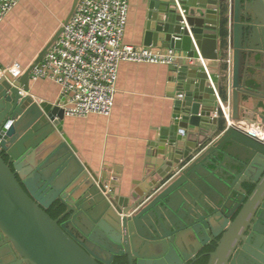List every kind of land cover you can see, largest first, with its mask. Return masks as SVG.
Here are the masks:
<instances>
[{
	"label": "water",
	"instance_id": "1",
	"mask_svg": "<svg viewBox=\"0 0 264 264\" xmlns=\"http://www.w3.org/2000/svg\"><path fill=\"white\" fill-rule=\"evenodd\" d=\"M78 2L26 66L0 64L22 68L16 79L0 77V264H110L117 255L128 264H171L183 257L176 240L185 229L198 245L201 232L220 235L207 264H241L239 248L249 253L239 252L242 262L253 256L264 264V142L224 128L213 114L218 93L230 96L233 120L264 126V33L256 30L264 0H144L142 46L171 48L176 57L165 81L170 117L149 139L145 153L155 159L144 164L142 190L115 165L83 157L59 91L31 92L32 69ZM230 50V70L220 76L214 66L221 70ZM49 208L62 211L53 218ZM215 214L224 222L212 233L207 220ZM191 216L203 228L194 229ZM175 217L180 226L171 229Z\"/></svg>",
	"mask_w": 264,
	"mask_h": 264
},
{
	"label": "crops",
	"instance_id": "2",
	"mask_svg": "<svg viewBox=\"0 0 264 264\" xmlns=\"http://www.w3.org/2000/svg\"><path fill=\"white\" fill-rule=\"evenodd\" d=\"M67 2L70 5L71 0H22L16 5L0 23V64L17 60L26 66L28 61L22 58L24 52L29 50L34 55L46 43L65 17L63 11ZM143 2L129 0L124 43L142 46L139 16ZM260 2L257 1L254 7L257 8ZM256 30L264 33V25L257 26ZM224 31L228 40L229 29ZM228 58H231V50L224 59ZM221 62L222 69L218 66L214 69L223 76L228 65ZM168 73V65L122 62L110 115L67 117L74 130L75 144L83 157L88 161L93 158L98 166L105 161L115 165L122 171L127 185L131 181L135 185L141 183V190L144 164L155 159L145 153L149 139L171 113L172 99L166 96L168 86L165 83ZM31 86V92L40 97L54 98L59 91L56 83L46 79L32 81ZM188 200V205L196 208ZM171 222H177L176 217ZM147 229L151 230L149 226Z\"/></svg>",
	"mask_w": 264,
	"mask_h": 264
},
{
	"label": "built area",
	"instance_id": "3",
	"mask_svg": "<svg viewBox=\"0 0 264 264\" xmlns=\"http://www.w3.org/2000/svg\"><path fill=\"white\" fill-rule=\"evenodd\" d=\"M21 1L0 0V23ZM128 9L129 0H79L61 36L32 69V81L46 79L59 86L66 117L83 118L90 114L109 116L120 63L168 65L174 62V49L136 46L123 42ZM225 62L229 71L231 58L225 59L223 63ZM7 71L16 79L22 68L17 62L8 66L0 65V77ZM216 95L218 110L213 114L223 119L225 128L234 127L264 142L263 124L247 119L233 120L230 96L223 100L218 93Z\"/></svg>",
	"mask_w": 264,
	"mask_h": 264
},
{
	"label": "flooded vegetation",
	"instance_id": "4",
	"mask_svg": "<svg viewBox=\"0 0 264 264\" xmlns=\"http://www.w3.org/2000/svg\"><path fill=\"white\" fill-rule=\"evenodd\" d=\"M52 209L53 208H49L48 211L52 210ZM200 216L202 217L203 220L206 221L205 214L203 212H200ZM218 217H219V214H215V215H212V217L208 218V220H207V223L209 224V227H210L212 233L218 232L222 228V223L224 222L223 221L224 219L220 218L219 220H216V218H218ZM234 217L235 216H233L232 218H234ZM195 218H197V217L195 216ZM195 218H194V216H191V217H188L187 219L189 221L191 220V222H194ZM171 223H172L171 225L168 224L171 229L175 228V226L178 228L180 226V224L177 222H174V223L171 222ZM194 223H196V222H194ZM201 228H203V225L196 223L194 229L200 230ZM166 231H167V229H164L163 233H166ZM183 231H186L187 236L184 235L183 237L182 236L178 237L176 240V243H177V245L179 243V245L181 247L180 248L178 245V248H180L179 250H181V249L183 250V252H181V253H182L184 258L182 256H180L181 262H176V260H174L171 262V264H203L204 261H206L205 264H207L209 254L212 251H214V249L216 248L217 240H219L220 235H218L214 239V238H211V236H209V235L204 236V233L201 232L200 233V235L202 237L201 242H204V244L202 245V243H201L200 245H198V243H197L198 241L195 240V237L192 235L191 231H189L188 229L187 230L185 229ZM151 249H154V248H151ZM241 249L239 248L238 252L237 251L234 252V253H236V256H235L236 263L240 262L241 264H257L258 261H256L255 257H253V256L252 257L250 256V257L256 262H254V261L251 262L248 259V257H244V256H242V258H244V262H242L239 258V252L244 251L248 255H249V253L245 249H242V250ZM151 251H153V250H151ZM158 251L159 250H157V252ZM119 257H123L127 261V258L125 255H117V256H115V258H113V260L110 264H118L117 259H119ZM232 257L230 260H232ZM170 259L171 258H169V260ZM167 264H168V261H167Z\"/></svg>",
	"mask_w": 264,
	"mask_h": 264
},
{
	"label": "trees",
	"instance_id": "5",
	"mask_svg": "<svg viewBox=\"0 0 264 264\" xmlns=\"http://www.w3.org/2000/svg\"><path fill=\"white\" fill-rule=\"evenodd\" d=\"M62 209H57V210H49L48 213L51 215V217L56 218L60 213H61ZM117 263L118 264H128L126 259L123 257H119V259H117ZM206 261L203 262V264H205Z\"/></svg>",
	"mask_w": 264,
	"mask_h": 264
},
{
	"label": "rangeland",
	"instance_id": "6",
	"mask_svg": "<svg viewBox=\"0 0 264 264\" xmlns=\"http://www.w3.org/2000/svg\"><path fill=\"white\" fill-rule=\"evenodd\" d=\"M68 8H69V4H68V2H67L66 6H65V9H64V11H63V14H64V15H66V13L68 12V10H69ZM59 24H60V23H59ZM26 55H30V51H29V50H26V51L24 52V55L22 56L23 60H26V62H27V61H29V57L26 56Z\"/></svg>",
	"mask_w": 264,
	"mask_h": 264
},
{
	"label": "clouds",
	"instance_id": "7",
	"mask_svg": "<svg viewBox=\"0 0 264 264\" xmlns=\"http://www.w3.org/2000/svg\"><path fill=\"white\" fill-rule=\"evenodd\" d=\"M174 61H175V60H174ZM223 61H225V59H224ZM223 124H224V128H225V123L223 122Z\"/></svg>",
	"mask_w": 264,
	"mask_h": 264
}]
</instances>
